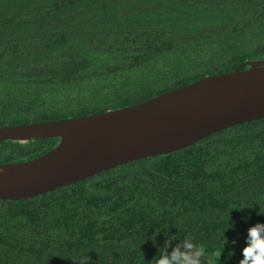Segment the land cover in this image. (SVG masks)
<instances>
[{
	"label": "trees",
	"instance_id": "16d2710c",
	"mask_svg": "<svg viewBox=\"0 0 264 264\" xmlns=\"http://www.w3.org/2000/svg\"><path fill=\"white\" fill-rule=\"evenodd\" d=\"M260 60L264 0H0V127L136 105ZM59 141H0V165ZM257 223L264 118L0 200V264H155L185 234L206 249L202 264H239Z\"/></svg>",
	"mask_w": 264,
	"mask_h": 264
},
{
	"label": "water",
	"instance_id": "95a60500",
	"mask_svg": "<svg viewBox=\"0 0 264 264\" xmlns=\"http://www.w3.org/2000/svg\"><path fill=\"white\" fill-rule=\"evenodd\" d=\"M262 118L264 60L244 62L233 71L205 76L136 105L0 127V141L60 139L37 158L0 165V200L35 197Z\"/></svg>",
	"mask_w": 264,
	"mask_h": 264
},
{
	"label": "clouds",
	"instance_id": "9594fccd",
	"mask_svg": "<svg viewBox=\"0 0 264 264\" xmlns=\"http://www.w3.org/2000/svg\"><path fill=\"white\" fill-rule=\"evenodd\" d=\"M175 241V243H173ZM155 264H202L206 249L191 234L181 238L168 237L158 249ZM239 264H264V223H257L247 231L245 247Z\"/></svg>",
	"mask_w": 264,
	"mask_h": 264
}]
</instances>
